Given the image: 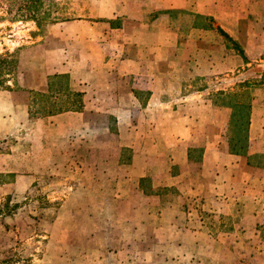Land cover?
Returning a JSON list of instances; mask_svg holds the SVG:
<instances>
[{
	"label": "rangeland",
	"instance_id": "obj_1",
	"mask_svg": "<svg viewBox=\"0 0 264 264\" xmlns=\"http://www.w3.org/2000/svg\"><path fill=\"white\" fill-rule=\"evenodd\" d=\"M54 1L53 14L59 19L41 28L34 21L0 22V53L18 58L17 86L26 91L24 96L20 90L0 92V260L13 257L15 264H264V211L257 217L255 229H242L248 224L246 208L258 207L256 199H234L232 215L212 216L216 228L223 220L236 225L233 245L187 247L181 257L178 246H167L153 229L143 227L134 237L132 225L119 218L124 204L120 200L128 206L145 202L134 191L136 182L123 178L128 171L120 162L127 161L132 152L119 147L116 119L105 117L111 127L106 135L94 131L102 118L92 116L86 132L76 130L68 136L67 127L51 126L54 121L48 117L52 110L66 111L79 106V99L83 102L91 77L84 78L76 67L126 56L149 59L148 46L140 43L137 47L135 40L146 41L150 31H157L160 40H166L167 32L169 41L174 42L172 58L181 61L189 57L195 38L189 41V32L200 27L202 44L196 59L210 61L211 45L218 39V65L214 62V68L194 69L188 67L195 65L193 58L188 59L178 71L187 85L192 84L185 91L203 90L218 106L230 108L223 132L229 147L231 135L246 132L245 126L231 122L230 104L236 99L232 94L253 98L254 118L261 119L253 136L264 138V0L220 6V15L232 18L230 29L243 32L238 37L225 32L210 15L188 11L140 14L139 0ZM177 15L181 16L178 21ZM83 19L96 24L77 23L68 30L62 27L64 21ZM122 44L125 48L121 51ZM63 72L69 77L53 79L50 89L49 76ZM106 81L101 76L94 83L99 86ZM109 95L104 93L100 101H94L91 112L97 107L110 109ZM72 121L78 125L83 120ZM247 144V155L242 156L248 160L253 156L254 164L264 163V158L254 157L258 154L254 151L256 139L250 137L249 129ZM194 176L198 177L193 182L204 188L202 172ZM139 184L147 192L152 189L151 178ZM228 188L236 195L261 188L264 192V170L242 172ZM170 191L174 194L178 189ZM163 193L166 196L165 187ZM205 203L215 204L209 199ZM244 232L247 239H241Z\"/></svg>",
	"mask_w": 264,
	"mask_h": 264
},
{
	"label": "crops",
	"instance_id": "obj_2",
	"mask_svg": "<svg viewBox=\"0 0 264 264\" xmlns=\"http://www.w3.org/2000/svg\"><path fill=\"white\" fill-rule=\"evenodd\" d=\"M139 1L137 12L140 14H152L156 11H166L171 14L175 11H188L198 16L210 15L217 19L218 25L225 32L228 34L232 32L238 37L243 35V32H239V28L233 27V31L230 29L232 18L228 15H220V6H226L227 2L243 5L250 0ZM180 17L177 15L175 18L178 21ZM77 23L87 27L96 24L84 19L67 20L62 22V27L68 30ZM201 33L200 27H193L189 32L188 40L190 41L192 36L195 38L190 43L192 48L188 52L187 60L183 58L180 59L181 61H176L172 58L174 42L169 41L170 36H167V32L166 40H160L157 31H150L146 41L135 40L137 47L142 43L148 46L149 59L137 55L126 56L116 61L112 59L99 63L85 62L84 66L81 65L82 68L76 67L84 78L91 77L88 80L89 86L83 94L82 108L48 115L54 121L51 126L67 127L68 136L76 130L86 132L87 120L92 116L102 118V124L94 131L106 135L111 127L105 117L116 119L115 131L121 138L119 147L130 149L132 152V156L127 161L120 162L118 157L117 162L127 166L128 172L123 178H126V181L136 182L134 191L138 199L145 202L144 204L131 202L128 206L126 201L120 200L124 204L120 208L119 218L122 222H129L132 225L135 230L134 237L143 227L147 230L153 229L158 237L164 239L162 242H166L167 246L177 245L181 257L188 252L187 247L235 243L236 225L233 223L229 226L223 220V223L221 222L216 228V224H213L211 219L212 216L226 218L227 215H232L234 199H256L255 202L258 204L253 210L246 208V213L249 211L244 219L248 224L242 229H255L257 217L260 216L261 211H264V204L261 203L264 198L262 188L248 190L238 195L234 192L230 193L228 188L240 173L264 170V167L250 165L246 156L230 151L223 135L225 123L230 119L231 112L229 116L226 114L230 108L218 106L214 98L204 96L206 94L203 90L185 91L186 86L192 87V84L187 85L184 77L178 72L190 58H193L195 65L188 67L194 69L207 66L214 68L218 65V39L214 41V45L213 43L211 45L210 61L196 59L199 46L202 44ZM240 43H243L242 40ZM121 47V51L124 50L125 44ZM101 76L106 77L107 81L96 86L94 82ZM110 80H116V84L110 83ZM139 82L145 85L144 88L138 85ZM19 92L22 96L26 95L25 90ZM104 93L110 94L108 96L112 101L110 109L97 107L91 112L94 107L91 105ZM255 112L253 107L249 133L250 137L256 139L257 148L254 151L264 154V138L253 136V133L258 131L257 124L261 123L260 117L254 118ZM73 119L78 122L83 120L82 124L74 125ZM200 171L204 175L202 189L194 183L198 177L194 175ZM143 178H151L152 189L149 192L140 187L139 183ZM164 187L166 196L163 193ZM170 188H177L178 191L173 194ZM208 199L215 204L207 205L205 200ZM220 203L221 206H218ZM241 211H245V208ZM247 232H244L241 239L248 238ZM218 239L221 242H218Z\"/></svg>",
	"mask_w": 264,
	"mask_h": 264
},
{
	"label": "trees",
	"instance_id": "obj_3",
	"mask_svg": "<svg viewBox=\"0 0 264 264\" xmlns=\"http://www.w3.org/2000/svg\"><path fill=\"white\" fill-rule=\"evenodd\" d=\"M54 0H0V22H17V21H34L38 28L44 26L45 23L57 21V16H54L53 5ZM19 71V60L18 58L8 52L0 53V91L8 90H20L21 87L17 86L16 74ZM67 73H57L49 76L50 85L53 86V79H65L68 78ZM45 94V93H43ZM240 96L241 94L238 93ZM234 103L230 104L233 109L231 122L234 125H243L246 128V132L238 131L233 136L231 135L230 140V151L235 154L247 155L248 150V129L250 125L251 110L253 104V98L243 99L237 97ZM78 103V102H76ZM79 106L67 107V110H80L83 102L79 99ZM63 111L61 108L59 111H50V114ZM247 133V135H246ZM254 157L264 158V154H255ZM253 156H249L248 163L250 165L264 167L263 162L253 163ZM145 178L140 181H144ZM144 191V187H142ZM147 192V191H146ZM149 192V191H148ZM0 264H15L13 257L3 258L0 260Z\"/></svg>",
	"mask_w": 264,
	"mask_h": 264
}]
</instances>
